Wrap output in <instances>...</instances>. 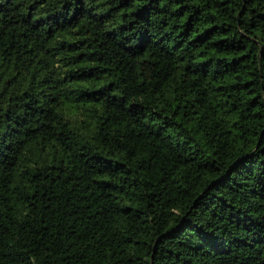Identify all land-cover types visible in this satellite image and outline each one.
Returning a JSON list of instances; mask_svg holds the SVG:
<instances>
[{
  "label": "trees",
  "instance_id": "trees-1",
  "mask_svg": "<svg viewBox=\"0 0 264 264\" xmlns=\"http://www.w3.org/2000/svg\"><path fill=\"white\" fill-rule=\"evenodd\" d=\"M0 264H264V0H0Z\"/></svg>",
  "mask_w": 264,
  "mask_h": 264
}]
</instances>
